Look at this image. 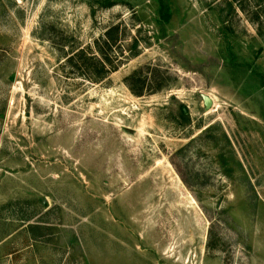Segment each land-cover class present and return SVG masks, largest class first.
<instances>
[{
    "label": "rangeland",
    "instance_id": "obj_1",
    "mask_svg": "<svg viewBox=\"0 0 264 264\" xmlns=\"http://www.w3.org/2000/svg\"><path fill=\"white\" fill-rule=\"evenodd\" d=\"M0 264H264V0H0Z\"/></svg>",
    "mask_w": 264,
    "mask_h": 264
},
{
    "label": "trees",
    "instance_id": "obj_2",
    "mask_svg": "<svg viewBox=\"0 0 264 264\" xmlns=\"http://www.w3.org/2000/svg\"><path fill=\"white\" fill-rule=\"evenodd\" d=\"M118 26L111 27L106 34L104 35V38L102 40H99L96 45V49L100 54V59L96 55H92L88 53V51L82 49L74 54V56L70 57L69 61L72 63L74 59H78V62L82 64L84 68L86 67L85 72L90 71L88 73V76L90 78L92 77L93 70L98 67V76L100 79H103L107 77L111 72L117 70V66L115 65V61L113 60L110 53L114 51V45L116 44V39L114 37V34L117 33ZM108 48V50H105ZM136 55V54H135ZM78 63V64H79ZM78 66V65H77ZM139 72H135L131 77H129L128 84L133 89L134 93L141 96L144 94L143 89L137 91L134 89L131 81L133 77ZM86 75V74H85ZM145 82L143 85L145 86ZM143 88V87H142Z\"/></svg>",
    "mask_w": 264,
    "mask_h": 264
},
{
    "label": "water",
    "instance_id": "obj_3",
    "mask_svg": "<svg viewBox=\"0 0 264 264\" xmlns=\"http://www.w3.org/2000/svg\"><path fill=\"white\" fill-rule=\"evenodd\" d=\"M205 102L208 107L212 105V99L210 97H205Z\"/></svg>",
    "mask_w": 264,
    "mask_h": 264
}]
</instances>
